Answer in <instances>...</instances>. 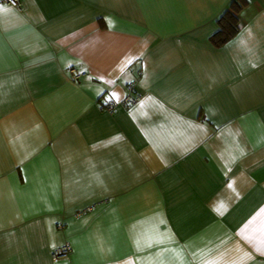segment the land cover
Masks as SVG:
<instances>
[{
    "label": "crops",
    "instance_id": "crops-1",
    "mask_svg": "<svg viewBox=\"0 0 264 264\" xmlns=\"http://www.w3.org/2000/svg\"><path fill=\"white\" fill-rule=\"evenodd\" d=\"M232 1L0 4V264H264V0L215 46Z\"/></svg>",
    "mask_w": 264,
    "mask_h": 264
},
{
    "label": "trees",
    "instance_id": "trees-1",
    "mask_svg": "<svg viewBox=\"0 0 264 264\" xmlns=\"http://www.w3.org/2000/svg\"><path fill=\"white\" fill-rule=\"evenodd\" d=\"M243 5L239 0H233L230 6L217 19V31L210 40L215 46H219L230 39L238 30L237 14Z\"/></svg>",
    "mask_w": 264,
    "mask_h": 264
},
{
    "label": "built area",
    "instance_id": "built-area-1",
    "mask_svg": "<svg viewBox=\"0 0 264 264\" xmlns=\"http://www.w3.org/2000/svg\"><path fill=\"white\" fill-rule=\"evenodd\" d=\"M0 4L11 5V6H14V7H17V8H19L21 6L20 0H0ZM82 73L83 72L77 71L74 68H69V70H68L69 77L72 80H77L79 78V76L82 75ZM126 88H127V90L129 92H132L133 91V83L127 84ZM139 97H140L139 94H136V95L127 94V95H125L123 97L122 103L125 106H131V105H133V104H135L137 102V100L139 99ZM111 109H112V105L111 104H108L106 106V110L109 111ZM69 252H70V246L68 244L63 245L61 247L56 248L53 251L52 258H53V260L59 259L61 257L66 256Z\"/></svg>",
    "mask_w": 264,
    "mask_h": 264
}]
</instances>
